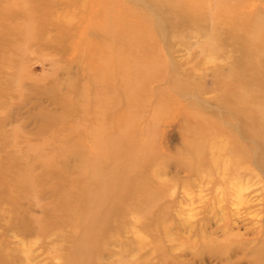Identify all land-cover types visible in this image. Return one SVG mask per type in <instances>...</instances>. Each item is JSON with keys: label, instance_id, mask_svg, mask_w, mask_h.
<instances>
[{"label": "rangeland", "instance_id": "obj_1", "mask_svg": "<svg viewBox=\"0 0 264 264\" xmlns=\"http://www.w3.org/2000/svg\"><path fill=\"white\" fill-rule=\"evenodd\" d=\"M233 5L264 26V0ZM171 6L188 13L156 0H0V264H73L85 249L73 214L100 190L112 194L96 264H264V48L246 50L248 110L235 94L240 45L211 37L216 0ZM124 23L141 34L116 46L128 61L104 67ZM77 152L100 173L79 174Z\"/></svg>", "mask_w": 264, "mask_h": 264}, {"label": "bare ground", "instance_id": "obj_2", "mask_svg": "<svg viewBox=\"0 0 264 264\" xmlns=\"http://www.w3.org/2000/svg\"><path fill=\"white\" fill-rule=\"evenodd\" d=\"M156 1L161 2V4L164 6V8L169 10L168 13H170L171 14L170 16H172V17L176 14V12L179 13V15H186L188 13V11H182L179 9L176 10L175 7L171 6L172 3H174V2L180 3L182 0H156ZM236 1H238V0H219V1L216 0V4L218 5V7L216 8V13L213 14V12H210L209 16L214 20V22H216V20L222 18L223 23L221 25L220 24L217 25V22L214 24L215 25L214 33L211 34V37L216 42L217 48L222 47L224 42H223V40H221V37H220L219 31L221 30L224 34L229 35L231 37L230 39H232L233 41H235L236 43H238L240 45L241 56H240L239 61L237 62L238 65L236 64L238 69L236 68V70H233L234 76H236L238 78V82L236 84V89H235V94H236L237 99L240 101V103L243 102L245 104L246 108L248 110H251V108H250L251 103L250 102L252 100L249 97H250V90L252 91V86L247 81L249 79H242L241 72L245 69V67H248V66L253 67L255 65L253 62V58L251 56H248V54H246V50L247 49L248 50L253 49V51H255V50H258L260 48H264V26L261 24H255L256 20L254 19V17L250 16V15H248V17H246V15L241 13V11L239 10L240 9L239 7H237V9H236V7L233 5L234 3H236ZM232 2H233V4H232ZM195 10H196V8H195ZM103 24L108 26V23L103 22ZM254 24H255V26H254ZM175 26H177V25H175ZM237 30H238L240 35L237 34ZM126 34H128V35H126ZM140 34H141L140 32H132L131 27L127 26L124 23L122 26V31L119 32V34H118V38H115L117 36L113 37L112 39H113V41L114 40L115 41L114 42L112 41L111 44H109L107 47L105 46L103 48V51L104 50H108V51H105L106 53L101 55L100 58L98 59V61L104 67H106L105 65H108L110 63V61H112L111 63H113V64L116 63L117 65H120L121 63L128 61L130 57L121 55V54H123L122 52H121V54H119L118 52L120 50L117 52L118 48H116V46H118V45L120 47H122L124 45L130 46L132 44L133 40L135 38H137ZM125 35L128 36V38L127 37L125 38L124 37ZM20 48H22V46ZM114 48H116V49H114ZM112 49L115 50V52L117 54L115 52L113 53ZM109 51H111V52L108 53ZM260 58H261V56H260ZM122 60H123V62H122ZM106 70L108 71V69H106ZM140 118L141 117H138V118L136 117L135 119L140 120ZM259 122L260 123H258L256 125V129L260 133V136L264 137V134L262 132L263 127H264V125H263L264 124V118L259 120ZM130 125L132 126L133 124L130 123ZM130 128H132V127H130ZM133 129H134V127H133ZM99 131H100V128H96L95 134ZM92 136L95 137L94 134ZM94 143H95L94 146L97 148L96 151L98 152L97 153L98 155L96 154V157L98 158V157L103 155L101 153L103 150V148H102L103 144L99 138L97 140H95ZM119 150H122V148L121 147H119L118 149L114 148V151H116V152ZM144 150H146V148ZM77 151H80V150L77 149ZM130 151L132 152L133 149H130L128 151V155H127L128 157L126 158V162H124V163L122 162L123 166H121V167H124V168H123L122 172L120 171V175L123 177V179H124V175L128 174L130 165L133 162V160L135 158L139 157V156H136V154H132ZM80 152H77V154H76L79 159L81 157ZM141 152L145 153L146 151L144 152L142 150V148H140L139 151L137 152V154L141 153ZM81 160H82V158L80 159V161ZM80 164L81 165L77 169L79 174H83V175L85 174V175H89L92 177V176H94L92 174L97 175L101 171L99 169V167H96V165L82 164V161ZM102 187H104V186H101V189H102ZM100 191L101 192H99V193L95 192L93 194L87 193V195L83 199L84 207H85L84 212H85V210H87L93 206L97 207V210L99 212L97 217H94V218L87 217L84 215L85 214L84 212L80 213L79 217L75 216L73 214L74 223H73V227H72V233H73V235L77 233L76 241L78 242L77 246H76V250H77V248L78 249L85 248L83 250L82 255H79L77 260L73 264H96L95 260H94L95 249L96 250L98 249L97 244H99V241H101V242L103 240L105 241V237L103 238L100 236L102 234H104V232H105L104 228L106 226L108 228V226H109L106 224V222L108 220V216L106 215L107 214L106 205L108 202V198H109V196H111L112 193L108 192V191H107L108 193L102 192V190H100ZM113 192H114V190H113ZM116 194H117V192H116ZM111 200H113V198ZM77 223H79L80 225H77ZM102 248H105V247H102ZM95 257H97V255ZM98 259L99 258H97V260ZM97 260H96V262H97ZM117 264H130V263H128L125 259H122V260H119L117 262Z\"/></svg>", "mask_w": 264, "mask_h": 264}]
</instances>
